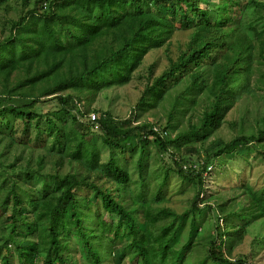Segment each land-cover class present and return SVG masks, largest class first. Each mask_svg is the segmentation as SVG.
I'll use <instances>...</instances> for the list:
<instances>
[{"label": "trees", "instance_id": "16d2710c", "mask_svg": "<svg viewBox=\"0 0 264 264\" xmlns=\"http://www.w3.org/2000/svg\"><path fill=\"white\" fill-rule=\"evenodd\" d=\"M133 81L126 118L92 108ZM252 100L253 126L227 119ZM251 154L264 162V0H0V264H247L223 238L264 221V185H240L246 206L200 196L210 166ZM171 175L194 191L180 214Z\"/></svg>", "mask_w": 264, "mask_h": 264}, {"label": "rangeland", "instance_id": "374dc122", "mask_svg": "<svg viewBox=\"0 0 264 264\" xmlns=\"http://www.w3.org/2000/svg\"><path fill=\"white\" fill-rule=\"evenodd\" d=\"M181 38L183 39L184 36ZM155 57L156 55L147 56L145 64L148 65V63L153 62ZM165 63V59L162 58L159 64V70L165 65ZM139 84V82L133 81L125 87L114 88L104 92L93 103L92 108L101 109L103 111H112L117 116L126 118L130 114L131 108L134 106L138 98L140 89ZM259 109L260 102L257 100L240 102L229 112L227 119L233 118L238 124L242 119H245L246 125L253 126L259 117ZM216 136L229 140L232 138V131L229 128L224 127L215 134L214 137ZM152 164L153 162L151 161L150 165ZM155 164L156 166L160 165L156 162ZM207 171L208 174H210V177L207 184H205V195H201L200 199H205L208 194L213 197L220 195L223 200L235 199L236 202L243 201L244 206H246L247 204L244 201V198L240 196V185L247 184L255 188L264 185V162L256 158L254 154L250 155L247 163L238 162V159L236 158L222 167L215 165L210 166ZM218 182H221V184L218 185ZM169 183L170 187L167 188L166 192V199L168 200L166 206L180 214L190 205L188 201L192 198L194 191L192 188H188L183 194H178V192L181 191L179 190L180 188L184 189V184L173 175L170 176ZM199 207L203 210L208 209V204H200ZM210 220V214H206L202 226L204 231L200 232L201 236L207 234L208 231L212 232ZM223 223L224 221L222 219L217 220L216 224L220 228L217 232H222V228L224 227ZM235 223L236 221L232 224ZM188 229H190V225L187 221L183 224V227L179 229L180 238H178L179 242L176 247H181V245L185 243ZM253 238L254 241L252 240ZM255 238H261L264 240V221L250 227L249 234H247L240 242H233L228 246L226 239L223 238L222 246L229 257L236 258L237 256H241L246 259L247 264H264V241L260 243L259 241L257 242ZM199 242L202 243L203 241L200 240ZM185 254L196 258L200 256L199 252L197 255L194 247L190 250H186ZM13 264L18 263L14 262Z\"/></svg>", "mask_w": 264, "mask_h": 264}, {"label": "clouds", "instance_id": "9594fccd", "mask_svg": "<svg viewBox=\"0 0 264 264\" xmlns=\"http://www.w3.org/2000/svg\"><path fill=\"white\" fill-rule=\"evenodd\" d=\"M91 116H94V118H95V115L94 114H90V119L93 121L94 119H92Z\"/></svg>", "mask_w": 264, "mask_h": 264}, {"label": "built area", "instance_id": "2783aa9c", "mask_svg": "<svg viewBox=\"0 0 264 264\" xmlns=\"http://www.w3.org/2000/svg\"><path fill=\"white\" fill-rule=\"evenodd\" d=\"M92 117V119H94V116H91Z\"/></svg>", "mask_w": 264, "mask_h": 264}]
</instances>
